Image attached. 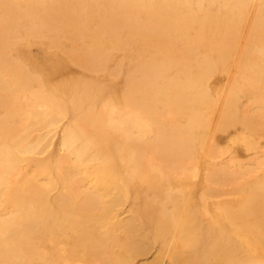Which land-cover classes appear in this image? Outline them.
Here are the masks:
<instances>
[{"label":"bare ground","instance_id":"6f19581e","mask_svg":"<svg viewBox=\"0 0 264 264\" xmlns=\"http://www.w3.org/2000/svg\"><path fill=\"white\" fill-rule=\"evenodd\" d=\"M0 264H264V0H0Z\"/></svg>","mask_w":264,"mask_h":264},{"label":"rangeland","instance_id":"374dc122","mask_svg":"<svg viewBox=\"0 0 264 264\" xmlns=\"http://www.w3.org/2000/svg\"><path fill=\"white\" fill-rule=\"evenodd\" d=\"M76 71H77V69H76ZM219 136H222V137H223V135H219ZM224 136H225V135H224ZM228 198H229V197H228ZM230 199H232V200L234 199V200H235L236 197H235V198H234V197H230ZM150 257H151V258H150ZM150 257H149L147 260L151 261V260H152V255H151Z\"/></svg>","mask_w":264,"mask_h":264}]
</instances>
